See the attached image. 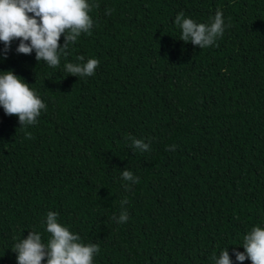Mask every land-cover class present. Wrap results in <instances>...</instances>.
I'll use <instances>...</instances> for the list:
<instances>
[{
  "label": "trees",
  "instance_id": "obj_1",
  "mask_svg": "<svg viewBox=\"0 0 264 264\" xmlns=\"http://www.w3.org/2000/svg\"><path fill=\"white\" fill-rule=\"evenodd\" d=\"M89 3L93 27L58 67L17 53L19 40L5 59L0 42V72L46 104L23 128L0 107V264H17L30 231L47 243L49 211L99 246L93 264H214L226 248L240 264L234 250L264 227V0ZM218 9L214 45L180 40L177 14L209 23ZM80 56L98 59L94 75L65 71Z\"/></svg>",
  "mask_w": 264,
  "mask_h": 264
},
{
  "label": "clouds",
  "instance_id": "obj_2",
  "mask_svg": "<svg viewBox=\"0 0 264 264\" xmlns=\"http://www.w3.org/2000/svg\"><path fill=\"white\" fill-rule=\"evenodd\" d=\"M89 0H0V42L5 45L4 58L13 40H19L17 53L25 55L35 51L38 62H45L50 67L60 65L61 55H68L69 47L74 44L82 33H89L93 27L90 16L92 7ZM112 9H106L105 15H111ZM175 24L182 30L180 40L191 42L200 49L212 46L223 36L225 22L223 13L218 9L209 23H197L191 18H185L180 12L175 18ZM64 37L63 46L59 41ZM218 46V45H216ZM77 63H65L67 73L76 77L92 76L99 66L98 59L77 58ZM0 107L8 116L18 117L20 127L34 125L46 104L29 87L21 77L9 70L0 72ZM28 138L30 134H27ZM131 146L140 151H149V145L139 139H132ZM167 150L175 151V145ZM122 178L125 181L138 183L139 178L132 172L124 170ZM127 198L121 201V206L127 204ZM58 214L49 211L46 216V231L50 238L45 244L42 236L30 231L27 238L14 244L17 264H93L100 248L96 244H84L79 235L58 222ZM128 213L122 210L117 223H126ZM244 251L234 250L235 258L240 264L248 259L251 264H264V227L254 226L243 237ZM214 264H232L229 252L222 250L217 257L213 255Z\"/></svg>",
  "mask_w": 264,
  "mask_h": 264
}]
</instances>
